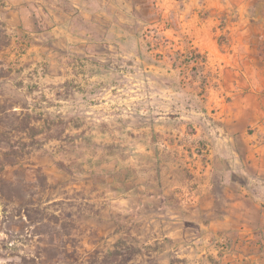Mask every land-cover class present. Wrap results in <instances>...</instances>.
I'll use <instances>...</instances> for the list:
<instances>
[{"label":"rangeland","instance_id":"1","mask_svg":"<svg viewBox=\"0 0 264 264\" xmlns=\"http://www.w3.org/2000/svg\"><path fill=\"white\" fill-rule=\"evenodd\" d=\"M0 264H264V0H0Z\"/></svg>","mask_w":264,"mask_h":264},{"label":"trees","instance_id":"2","mask_svg":"<svg viewBox=\"0 0 264 264\" xmlns=\"http://www.w3.org/2000/svg\"><path fill=\"white\" fill-rule=\"evenodd\" d=\"M0 171H1V168H0Z\"/></svg>","mask_w":264,"mask_h":264}]
</instances>
